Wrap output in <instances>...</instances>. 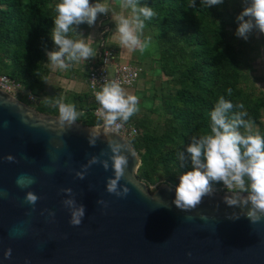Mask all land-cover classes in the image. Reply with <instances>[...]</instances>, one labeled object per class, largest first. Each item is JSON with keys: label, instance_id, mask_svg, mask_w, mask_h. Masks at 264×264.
Returning <instances> with one entry per match:
<instances>
[{"label": "water", "instance_id": "95a60500", "mask_svg": "<svg viewBox=\"0 0 264 264\" xmlns=\"http://www.w3.org/2000/svg\"><path fill=\"white\" fill-rule=\"evenodd\" d=\"M109 138L129 150L123 198L106 191L113 176L111 161L108 170L102 166L111 155ZM94 157L98 162L84 173ZM140 165L121 135L109 137L103 127L79 121L61 128L58 116L0 90V264H264V217L252 224L247 208L227 206V190L191 211L178 210L175 187L163 183L151 191L137 176ZM28 192L39 197L34 206L25 201ZM67 199L84 206L79 226L69 223ZM233 213L240 218L232 220Z\"/></svg>", "mask_w": 264, "mask_h": 264}, {"label": "trees", "instance_id": "16d2710c", "mask_svg": "<svg viewBox=\"0 0 264 264\" xmlns=\"http://www.w3.org/2000/svg\"><path fill=\"white\" fill-rule=\"evenodd\" d=\"M58 2L0 0V74L30 91L37 102L28 101L23 94L19 99L41 113L58 116L55 99H61L83 113L77 121L97 126L101 121L94 111L99 106L89 91L63 96L47 88L53 69L48 66L45 53L55 47L50 31ZM140 3L152 7L156 13L145 22L144 30L158 48L157 62L166 80H161L159 94L154 96L160 99L159 105L139 107L127 122L138 130L130 143L141 159L137 171L140 180L149 186L168 183L176 187L178 176L191 170L190 163L180 166L178 153L186 149L193 136L210 131L209 113L219 97L233 103L230 115L246 111L245 119L252 122L253 133L264 136V90L253 74L251 56L255 33L247 41L235 35L236 17L242 10L239 0H224L208 9L200 0H196L194 8L188 7L189 0H140ZM107 23L100 24L99 29L104 31ZM93 28L82 24L77 32L87 38ZM106 33L100 37V46ZM100 46L98 49L103 52L105 47ZM75 64L69 68L71 71ZM98 64L97 61L94 66ZM45 97L52 102L43 103ZM240 104L243 109L236 107ZM155 113L158 118L152 117ZM213 188L214 192L222 188L226 191L222 184Z\"/></svg>", "mask_w": 264, "mask_h": 264}, {"label": "clouds", "instance_id": "9594fccd", "mask_svg": "<svg viewBox=\"0 0 264 264\" xmlns=\"http://www.w3.org/2000/svg\"><path fill=\"white\" fill-rule=\"evenodd\" d=\"M200 2L208 9L222 4L224 0ZM195 4L196 0H189L188 7L194 8ZM119 7L121 13L113 12L112 19L120 45L129 50L143 51L150 42V37L141 39L146 27L145 22L151 20L156 13L152 7L141 5L140 0H119ZM241 7L242 10L236 17V37L247 41L253 33L264 35V0H241ZM53 10L55 16L50 38L55 47L45 53L48 66L53 70H67L74 63L94 59L98 53L90 43H86L92 36L85 38L77 29L82 24L92 28L99 16L109 15L111 5L108 0H96L95 3L90 0H59ZM125 11L129 14L124 15ZM70 34L80 38L74 39ZM228 94L231 95V89ZM94 96L99 106L96 113L102 122L96 127H103L109 137L117 136L130 118L139 111L138 97L126 94L116 80H105ZM51 102L52 99L48 97L43 100L45 104ZM55 107L58 109V125L61 128L71 127L83 116L74 104L64 103L61 99H55ZM236 107L243 109L244 105ZM233 108V103L225 100L223 96L219 97L209 113L210 131L193 136L186 149L178 153L180 166L184 167L185 163H190L191 170L178 176L179 182L175 187L172 204L178 210L191 211L202 203L204 197L213 195L214 185L222 184L227 190L223 202L229 207L247 208L245 216L252 224H256L264 217V136L258 132L253 133L252 122L245 119L248 115L246 111L230 115ZM90 137L89 143L94 145L96 132H90ZM108 148L111 155L103 161L102 166L108 170L111 161L113 176L107 180L106 191L123 198L129 193L128 187L120 185L128 167V156L124 153L129 150L124 143L111 138L108 139ZM130 154L135 155L132 152ZM5 159L14 161L11 155ZM97 162L95 157L90 160L89 164L84 166V173L91 164ZM84 173L77 172L76 176L83 179ZM33 182L28 180V184ZM17 184L20 187L27 185L23 178L18 179ZM62 191L71 194V189ZM38 199L33 192H28L25 197V201L33 206ZM62 203L70 211L69 223L72 226L81 225L85 214L84 206H77L74 199L63 200ZM98 203L107 207L102 200ZM239 218L240 215L236 213L231 216L232 220ZM10 255L9 249L5 257ZM188 255L191 256V253Z\"/></svg>", "mask_w": 264, "mask_h": 264}, {"label": "crops", "instance_id": "0c3cea01", "mask_svg": "<svg viewBox=\"0 0 264 264\" xmlns=\"http://www.w3.org/2000/svg\"><path fill=\"white\" fill-rule=\"evenodd\" d=\"M121 9H119L120 14ZM106 17V18H105ZM102 17V20L108 24L109 31L105 35V42L103 44L105 45L106 49H113L117 52V54L120 57V61L124 63H129L131 65H134L141 69L140 79L135 84L133 88H124L126 94H132L131 92L134 90H140V91H146L148 87H152V83L150 82V75H152L153 71L152 68L149 67V63L147 60L142 61L140 53H136V50H129L123 46L120 45L118 37L115 34V27L112 26L113 19L112 15L109 14L108 16ZM109 17V18H107ZM100 20V19H99ZM98 20V21H99ZM107 21V22H106ZM112 22V23H111ZM100 22H97L95 24L93 30L90 33V36H92L91 40H88V43L91 44V47L98 52V46L101 42V35L105 31H101L99 29ZM144 58V57H143ZM155 61V59H153ZM97 58L90 59L88 61H81L79 63H76L73 66V70L70 69L67 70H59L56 69L53 71L48 80L47 88L48 91L51 93H60L63 96H66L68 94L72 93H78V94H84L88 93V85H87V74L92 69L97 62ZM162 73V72H161ZM142 74H144V77H147L145 79L142 78ZM161 80H166L165 76L161 75Z\"/></svg>", "mask_w": 264, "mask_h": 264}, {"label": "built area", "instance_id": "2783aa9c", "mask_svg": "<svg viewBox=\"0 0 264 264\" xmlns=\"http://www.w3.org/2000/svg\"><path fill=\"white\" fill-rule=\"evenodd\" d=\"M100 24L103 23L100 22ZM104 26V31L108 32L109 27L106 25ZM100 47H105L103 42L101 43ZM99 50L100 48L98 49L97 56L99 64L96 67L94 66L92 69H90L87 78L88 90L94 98V93L100 90V87L105 80H116L123 88H131L139 81L141 74L140 68L120 61L119 55L113 49L105 48L103 52ZM111 69L113 70L112 76L110 74ZM93 80H95V83H93ZM0 90L5 91L17 98L23 94L27 97L28 101L32 103L37 102V98L30 91H24L22 85L16 83L14 80L3 74H0ZM94 115L97 116L96 110L94 111ZM137 134V128L130 123H126L124 128L121 129L119 133V135L124 137L129 142L130 140L136 138Z\"/></svg>", "mask_w": 264, "mask_h": 264}, {"label": "rangeland", "instance_id": "374dc122", "mask_svg": "<svg viewBox=\"0 0 264 264\" xmlns=\"http://www.w3.org/2000/svg\"><path fill=\"white\" fill-rule=\"evenodd\" d=\"M241 1V0H239ZM91 3H95L96 0H90ZM100 2H104V0H100ZM109 4L111 5V11L109 14L112 15L113 12L119 13V0H108ZM121 13V12H120ZM128 12H124V15H128ZM102 17H105L104 15H101L98 17L97 21L103 23L104 21L102 20ZM96 21V22H97ZM112 23V22H111ZM112 26L115 27L114 22L112 23ZM150 37L148 35L147 30H143V35L141 36V39L144 40L145 38ZM151 38V37H150ZM253 45H254V51L251 54L252 56V64H253V69H254V75L258 77L259 83L258 86L264 90V39L263 36L255 33V37L253 40ZM136 53H140L141 60L145 61L147 60L150 63L148 64L150 68H152V75H150V82L152 83V87H148L146 91H140V90H132L133 95L137 96L139 99V104L138 107H152L155 108L159 105V98L155 99V95L159 94V89H160V82H161V70L159 67V63L157 62L158 58V48L155 45L154 41L150 39V42L147 44V47L143 50L140 51L139 49L136 50ZM144 57V58H143ZM155 59V61L153 60ZM55 71V70H53ZM111 76L113 75V70H110ZM144 77V74H142V78ZM147 77H144L145 79ZM135 86V85H134ZM133 86V87H134ZM131 87V88H133ZM130 89V88H129ZM160 96V95H159ZM153 118H158L157 114L152 115ZM157 186L159 185H153L150 186L151 191H154ZM218 193L223 192L222 190L217 191Z\"/></svg>", "mask_w": 264, "mask_h": 264}]
</instances>
